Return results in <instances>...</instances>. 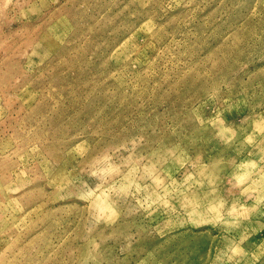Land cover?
<instances>
[{
	"label": "rangeland",
	"instance_id": "1",
	"mask_svg": "<svg viewBox=\"0 0 264 264\" xmlns=\"http://www.w3.org/2000/svg\"><path fill=\"white\" fill-rule=\"evenodd\" d=\"M0 264H264V0H0Z\"/></svg>",
	"mask_w": 264,
	"mask_h": 264
}]
</instances>
